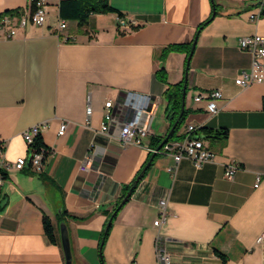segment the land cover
Instances as JSON below:
<instances>
[{"label":"crops","instance_id":"1","mask_svg":"<svg viewBox=\"0 0 264 264\" xmlns=\"http://www.w3.org/2000/svg\"><path fill=\"white\" fill-rule=\"evenodd\" d=\"M62 1L44 0L43 25L29 21L13 39L0 33V165L28 156L23 133L36 124H47L40 136L54 149L41 169L1 168L0 264H65L62 248L44 230L49 216L60 234L61 206L73 264H158V235L168 240L172 264H264V82L236 84L252 63L239 39L264 36V15L250 18L258 3L214 0L216 16L200 32L188 70L186 53L163 60L161 51L191 43L213 16L212 0H110L125 25L118 13L94 14L84 27L65 20L59 31ZM21 9L32 12L28 0H0V15ZM161 69L171 85L188 74L187 114L171 141L182 140L190 125L228 130L227 139L201 131L212 161L198 166L185 158L170 172L173 156L155 152L177 123L164 98L167 85L156 74ZM216 90L223 97L213 116L207 95ZM146 96L153 133L141 146H124L121 106L139 109ZM109 101L116 120L103 132ZM62 122L67 128L60 135ZM228 164L239 166L233 179L225 176ZM161 199L170 216L156 225Z\"/></svg>","mask_w":264,"mask_h":264},{"label":"built area","instance_id":"2","mask_svg":"<svg viewBox=\"0 0 264 264\" xmlns=\"http://www.w3.org/2000/svg\"><path fill=\"white\" fill-rule=\"evenodd\" d=\"M258 3L259 12L250 16L251 20L257 21L264 15V0H248ZM44 0H28V8L32 11L30 14L26 13V10H16L15 12L4 13L0 15V33L5 39H13L21 27L25 29L29 21L38 25H43L46 21V12L44 10ZM119 25H125L126 21L122 18H118ZM67 28V21L62 20L60 22L59 31ZM239 46L242 50H245L252 54V63L248 70L242 72L241 76L236 80V84L248 87L255 83L264 82V36L253 35L243 36L239 39ZM223 97V93L220 90L210 91L207 95L208 110L215 116L219 113L220 109L217 106L216 101ZM203 99V96H197L196 100ZM150 98L143 97L142 105L139 109L127 106L123 104L121 106V117L124 119L122 128L120 131V140L124 146L127 145H143V140L147 136L153 133L152 121L153 114L150 109ZM113 103L111 101L105 104L106 112L104 115V123L102 124V131L109 130L110 124L116 120L115 113L112 110ZM88 115L92 114V107L89 106ZM47 127L46 123L36 124L24 131L23 136L29 148V154L27 157H20L15 163L3 162L0 165V169L7 170H22L28 165H32L37 169H41L45 160L49 155L54 153V149L43 146L39 151H32V135H41L43 128ZM67 122H62L59 130V134L63 135L66 132ZM202 127L190 125L184 134L183 139L180 141H169L163 145L156 153H165L173 156L176 165L169 169L170 172H175L177 165L185 158L193 160L196 165L200 166L205 162L212 161L215 158V153L206 146L203 135H201ZM3 148V147H0ZM90 156L86 157V162L81 166L83 171L89 169ZM239 170V166L236 164H228L225 167V176L228 179H233ZM5 176L0 173V187L3 185ZM160 208V217L155 222L156 225H160L168 219L170 216L169 205L167 199H161L158 203ZM263 237L260 239L262 240ZM156 255L158 264H172V255L168 250V240L164 239L161 235H158L156 240Z\"/></svg>","mask_w":264,"mask_h":264},{"label":"trees","instance_id":"3","mask_svg":"<svg viewBox=\"0 0 264 264\" xmlns=\"http://www.w3.org/2000/svg\"><path fill=\"white\" fill-rule=\"evenodd\" d=\"M7 13H10L8 11ZM107 13H118L120 17L123 15L119 13L110 3V0H64L60 4V17L63 20H77L79 22V25L81 27H84L88 24L89 18L94 14H107ZM213 16L210 17L207 21L203 22L197 30L196 36L194 40L191 43H182V44H171L161 51V59H166L167 56L172 52H182L187 54V61H186V67L188 63L189 55L192 51L193 44L195 40L198 38L200 32L213 20ZM134 30H138V27H134ZM157 77L162 82H164L167 85V88L164 92V98L168 102V113L172 115L174 123L178 122L177 126L175 127L174 131L164 140V142L160 145L159 149L163 147V145L169 141L176 134V132L182 127L185 117L187 114V110L183 111V89L185 85V78L182 82L176 85H171L168 82V75L165 69H161L157 71ZM201 131L206 136H213L214 134H217V136L223 137L224 139L228 138V130L224 129L222 131H213L210 129H207L205 127H202ZM34 145L31 147L32 151H39L41 147L45 146L43 139L41 136H37L35 138V141L33 143ZM30 151V150H29ZM4 171L0 169V173H3ZM4 174V173H3ZM6 174V173H5ZM4 174V175H5ZM145 172H142L140 176L136 179L134 184L127 190L132 191L135 190L137 187V184L139 183V180L144 176ZM140 178V179H139ZM127 195V194H126ZM125 195V196H126ZM124 196V197H125ZM120 210H118L119 212ZM66 211L63 212L61 216H59L60 222L64 220V217L66 215ZM117 214L115 215V217ZM114 217V219H115ZM110 224V227L105 234V239L109 236L110 230L113 226V222ZM44 230L45 235L48 239V241L54 245H58L62 248V242H61V236L58 233L56 226L54 225L52 219L49 216H44ZM63 250V249H62ZM222 259L226 261V257L220 253L216 252Z\"/></svg>","mask_w":264,"mask_h":264},{"label":"water","instance_id":"4","mask_svg":"<svg viewBox=\"0 0 264 264\" xmlns=\"http://www.w3.org/2000/svg\"><path fill=\"white\" fill-rule=\"evenodd\" d=\"M212 1H213V6H214L213 17H215L216 16V6L214 4V0H212ZM196 44H197V39L195 40V42L193 44L192 51H191V53L189 55V58H188V64H187V69L188 70H189V67H190V62H191L192 56H193L195 48H196ZM187 87H188V74L186 75L185 85H184V89H183V100L184 101H185V97H186V89H187ZM183 111H184V106H183ZM177 124H178V122L175 124V127L177 126ZM149 165L150 164L147 165L146 169L149 167ZM130 196H131L130 193L127 194V196L120 203L117 211L125 204V202L130 198ZM63 212H64L63 211V207L61 206L59 208V210H58V215L61 216L63 214ZM115 214L111 217V219H110V221L108 223V226H107V229H106V233H107V231H108V229L110 227V224L112 223V221L114 219ZM60 236H61V242H62V249H63V253H64V257H65V264H73L74 257H73L71 242H70V235H69V231H68V226H67L65 221H62L60 223ZM104 241H105V239L103 240V242L101 244V248L104 245Z\"/></svg>","mask_w":264,"mask_h":264},{"label":"bare ground","instance_id":"5","mask_svg":"<svg viewBox=\"0 0 264 264\" xmlns=\"http://www.w3.org/2000/svg\"><path fill=\"white\" fill-rule=\"evenodd\" d=\"M38 135H32V144L34 143V141H35V138L37 137ZM2 151L0 150V153H1Z\"/></svg>","mask_w":264,"mask_h":264}]
</instances>
